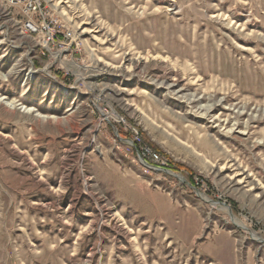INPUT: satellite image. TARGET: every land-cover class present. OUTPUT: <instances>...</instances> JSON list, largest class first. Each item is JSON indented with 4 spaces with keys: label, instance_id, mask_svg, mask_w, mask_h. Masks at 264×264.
Wrapping results in <instances>:
<instances>
[{
    "label": "rangeland",
    "instance_id": "1",
    "mask_svg": "<svg viewBox=\"0 0 264 264\" xmlns=\"http://www.w3.org/2000/svg\"><path fill=\"white\" fill-rule=\"evenodd\" d=\"M49 6L72 56L0 31V264H264V0Z\"/></svg>",
    "mask_w": 264,
    "mask_h": 264
},
{
    "label": "built area",
    "instance_id": "2",
    "mask_svg": "<svg viewBox=\"0 0 264 264\" xmlns=\"http://www.w3.org/2000/svg\"><path fill=\"white\" fill-rule=\"evenodd\" d=\"M5 1L6 5L12 6L17 12V18L21 24H24V31H31L36 35V39L40 40L39 54L41 56L57 59L61 58V53H68V56L73 55L70 51H73L74 44L78 40L77 33L71 25H63L59 22V13L49 6L52 0ZM0 30L7 34L2 22H0ZM123 125H125L124 121ZM132 139L135 143L140 142V136L136 132L132 133ZM137 155L141 163L145 161L150 167V164L161 165L163 163L160 154H153L146 148L139 149Z\"/></svg>",
    "mask_w": 264,
    "mask_h": 264
},
{
    "label": "bare ground",
    "instance_id": "3",
    "mask_svg": "<svg viewBox=\"0 0 264 264\" xmlns=\"http://www.w3.org/2000/svg\"><path fill=\"white\" fill-rule=\"evenodd\" d=\"M3 19H5V22H4L5 24H3V27H5L6 30H7V34L6 35H7V40L9 41V43L16 44L20 40L21 41V44L24 43V45L29 49V53H32L33 52V48H35V47L39 51V49H40V47H39L40 46V43H39V45H35L34 44L33 46H31V43H30V42H32L31 40H33L34 38L36 39V35L34 33H32L31 31H24V24H21L20 20L17 18V12L13 10V7L12 6L6 5V1L5 0H0V22ZM59 22L60 23H63L60 19H59ZM63 25H64V23H63ZM10 30H12L15 33V35L18 36L17 39H19V40L15 39V40H11L10 41L8 39L10 37V33H9ZM36 40H38V39H36ZM38 42H40V40H38ZM67 56H68V53H61V57L62 58H65ZM29 74L32 75L31 73H29ZM1 100L3 101L5 99H1ZM11 105H14V103H11ZM29 111L31 112L30 109L27 110V112H29ZM150 151H152V150H150ZM152 153L153 154H157L154 151H152ZM214 204L212 203V205L216 207L217 204H215V205ZM222 209H225V208L222 207ZM232 221L233 222L235 221V217H232ZM243 229H245V228H243ZM260 242L264 243L263 240L260 241Z\"/></svg>",
    "mask_w": 264,
    "mask_h": 264
},
{
    "label": "water",
    "instance_id": "4",
    "mask_svg": "<svg viewBox=\"0 0 264 264\" xmlns=\"http://www.w3.org/2000/svg\"><path fill=\"white\" fill-rule=\"evenodd\" d=\"M115 135L117 136V137H120L119 136V133H118V131L117 132H115ZM143 163L146 165V166H148V167H150L145 161H143ZM182 180V179H181ZM183 181V180H182ZM214 203V202H213ZM217 204V203H216ZM229 214H230V217H231V220H232V217H234V215L232 214V212L229 210ZM233 222V221H232ZM234 223V222H233ZM235 224V223H234ZM235 225H237V224H235ZM238 227H240V226H238ZM264 242V241H263Z\"/></svg>",
    "mask_w": 264,
    "mask_h": 264
},
{
    "label": "crops",
    "instance_id": "5",
    "mask_svg": "<svg viewBox=\"0 0 264 264\" xmlns=\"http://www.w3.org/2000/svg\"><path fill=\"white\" fill-rule=\"evenodd\" d=\"M6 99V98H5ZM8 105L9 106H11L12 108H14L15 107V104L14 105H11V103L10 102H8ZM30 112V111H29ZM29 112H27V113H29Z\"/></svg>",
    "mask_w": 264,
    "mask_h": 264
},
{
    "label": "trees",
    "instance_id": "6",
    "mask_svg": "<svg viewBox=\"0 0 264 264\" xmlns=\"http://www.w3.org/2000/svg\"><path fill=\"white\" fill-rule=\"evenodd\" d=\"M120 134H121V135H123V134H125V133H124V132H122V131H120ZM124 136H126V135H124ZM158 153H159V152H158Z\"/></svg>",
    "mask_w": 264,
    "mask_h": 264
}]
</instances>
